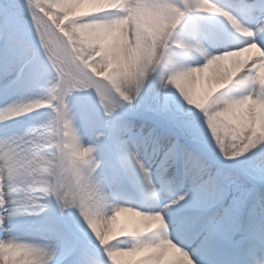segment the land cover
I'll use <instances>...</instances> for the list:
<instances>
[{
  "label": "snow or ice",
  "instance_id": "1",
  "mask_svg": "<svg viewBox=\"0 0 264 264\" xmlns=\"http://www.w3.org/2000/svg\"><path fill=\"white\" fill-rule=\"evenodd\" d=\"M0 264H264V0H0Z\"/></svg>",
  "mask_w": 264,
  "mask_h": 264
},
{
  "label": "rangeland",
  "instance_id": "2",
  "mask_svg": "<svg viewBox=\"0 0 264 264\" xmlns=\"http://www.w3.org/2000/svg\"><path fill=\"white\" fill-rule=\"evenodd\" d=\"M123 219V218H122Z\"/></svg>",
  "mask_w": 264,
  "mask_h": 264
}]
</instances>
